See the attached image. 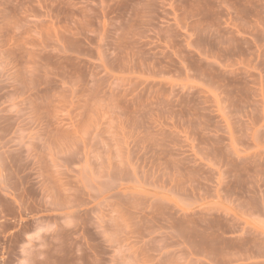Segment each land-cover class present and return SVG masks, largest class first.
I'll return each mask as SVG.
<instances>
[{"label":"rangeland","instance_id":"obj_1","mask_svg":"<svg viewBox=\"0 0 264 264\" xmlns=\"http://www.w3.org/2000/svg\"><path fill=\"white\" fill-rule=\"evenodd\" d=\"M0 264H264V0H0Z\"/></svg>","mask_w":264,"mask_h":264}]
</instances>
